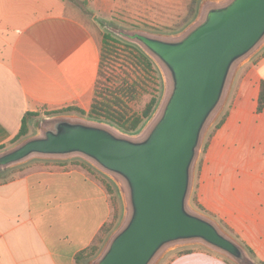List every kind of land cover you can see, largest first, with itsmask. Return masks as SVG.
Listing matches in <instances>:
<instances>
[{
	"label": "crops",
	"instance_id": "1",
	"mask_svg": "<svg viewBox=\"0 0 264 264\" xmlns=\"http://www.w3.org/2000/svg\"><path fill=\"white\" fill-rule=\"evenodd\" d=\"M76 1L111 8V0ZM71 5L0 0V147L12 144L26 117L30 131L29 114L89 111L101 42ZM245 65L233 107L206 152L199 200L264 262V111L257 110L264 52ZM58 163L33 162L0 182V264H89L77 257L114 220L112 183L88 164ZM170 264L226 263L193 250Z\"/></svg>",
	"mask_w": 264,
	"mask_h": 264
},
{
	"label": "water",
	"instance_id": "2",
	"mask_svg": "<svg viewBox=\"0 0 264 264\" xmlns=\"http://www.w3.org/2000/svg\"><path fill=\"white\" fill-rule=\"evenodd\" d=\"M116 34L143 48L168 80L169 92L144 129L128 135L80 118H48L37 136L0 153V172L32 159L80 157L115 179L129 216L95 264H155L166 251L193 243L238 264H257L189 201L204 135L237 70L264 41V0L214 1L173 38Z\"/></svg>",
	"mask_w": 264,
	"mask_h": 264
},
{
	"label": "rangeland",
	"instance_id": "3",
	"mask_svg": "<svg viewBox=\"0 0 264 264\" xmlns=\"http://www.w3.org/2000/svg\"><path fill=\"white\" fill-rule=\"evenodd\" d=\"M70 4H72L75 8V13L78 14L79 18L85 21L89 27L92 29L96 37L102 42L103 36L105 34H112L115 38L125 40L124 38L120 37L116 34V31H127V32H143L155 36H162V37H169L173 38L188 28H190L200 16L203 8L207 4L214 3V1L220 0H111V8L100 9V8H91V4L89 1H76V0H67ZM72 5L70 8L72 9ZM127 41V40H125ZM264 52V41L256 48L253 52L254 54L252 57L254 58L256 54L259 52ZM151 57V56H150ZM250 57V59L252 58ZM154 62V73L153 77L148 82L149 87V94L145 95L142 100L140 101L139 107L143 108L145 104H147L152 95H158L161 98V103L166 98V95L169 92L168 80L166 78L165 73L162 71L160 66L153 60ZM113 71L115 73L122 72L125 70L124 63L120 60H116L110 63ZM246 62L237 70L236 74L234 75L233 82L230 88L229 95L227 100L222 107L221 111L219 112L218 116L214 119V121L209 126L208 130L206 131L204 138L202 140L199 156L197 158L195 168H194V185L192 194L190 196L189 206L194 211L197 212L212 221H214L221 230L231 239L239 243L246 253L248 254L249 258L252 259L254 262L259 264V261L255 255L253 256L250 254V248L246 247V244L242 241V239L231 231V228L227 223L221 220L217 215L213 214V212L206 210L200 200H199V184H200V177L202 168L206 161L205 155L212 143L213 137L217 132L218 124L224 119L227 118L229 115L232 107H233V100H235L236 94L240 88V81L245 76V70L247 65ZM123 69V70H122ZM160 103V105H161ZM159 105V106H160ZM76 107V106H70ZM69 107H64L58 110V112H62L56 115H47L48 112H42L39 116L32 117V126L29 131V134L22 138L16 144H12L8 146L6 149L2 150L1 152L7 151L18 144L24 142L25 140L37 136L40 133V126L43 120L53 117H74L87 120L81 116H79L76 112H66V109ZM159 108V107H158ZM157 112V110H156ZM155 112V113H156ZM154 116V115H153ZM89 121V120H87ZM149 122V121H148ZM148 122L142 126L139 132H141L144 127L148 124ZM0 152V153H1ZM49 163V162H71V163H84L88 164L95 170H98L93 165H91L86 160L75 157L65 161H49L43 159H32L29 162L24 164L11 167L7 170L0 172V182L11 181L14 178L22 175L23 171L30 167L32 163ZM99 172H102L99 170ZM103 173V172H102ZM107 178L111 181L112 185L117 189L120 202L121 210L119 211V217L117 222L109 235L105 238V240L100 244L99 251L96 256L89 259V264H95L99 255L105 249L109 239L112 237L115 232L123 226V223L126 222L129 216V208L128 203L126 201V197L124 196L122 189L118 182L109 176L106 173H103ZM199 208L205 210V212H201ZM199 250L204 251L208 254H212L215 256L220 257L226 264H238L235 261L217 253L216 251L210 249L209 247L200 244V243H193L189 245H184L180 247H176L174 249L166 251L157 261L155 264H170L177 256H180L183 253ZM254 254V253H253ZM264 263V262H262Z\"/></svg>",
	"mask_w": 264,
	"mask_h": 264
},
{
	"label": "trees",
	"instance_id": "4",
	"mask_svg": "<svg viewBox=\"0 0 264 264\" xmlns=\"http://www.w3.org/2000/svg\"><path fill=\"white\" fill-rule=\"evenodd\" d=\"M116 60L122 61L125 67V70L122 69L123 71L117 74L110 66V63ZM153 66L154 62L151 57L138 44L115 38L110 33L105 34L101 42L100 67L91 107L88 112L77 107H69L66 112H76L89 121L107 124L128 135L140 133L142 126L150 121L161 103L158 95H152L143 108L139 107L142 98L149 94L148 82L153 77ZM257 110L259 113L264 111V81L261 82ZM60 113L58 111L48 112L47 115ZM39 115L29 114L30 117ZM225 120L226 118L218 124L217 130L222 127ZM28 121L27 117L24 118L22 129L12 144H16L29 134ZM5 148L0 147V152ZM108 190L115 207L114 220L102 228L94 244L78 255V260L84 257L91 259L96 256L100 244L111 233L117 222L122 203L119 200L117 189L112 184L108 185ZM199 209L208 214L202 208ZM249 251L254 256L253 251ZM259 264L264 263L259 262Z\"/></svg>",
	"mask_w": 264,
	"mask_h": 264
}]
</instances>
